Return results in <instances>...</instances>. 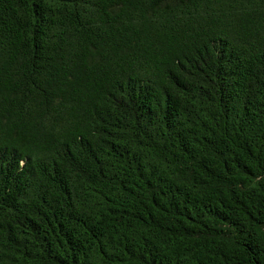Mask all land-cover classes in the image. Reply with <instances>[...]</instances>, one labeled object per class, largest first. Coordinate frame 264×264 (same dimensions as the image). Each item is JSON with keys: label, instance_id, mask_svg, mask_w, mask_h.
Segmentation results:
<instances>
[{"label": "trees", "instance_id": "trees-1", "mask_svg": "<svg viewBox=\"0 0 264 264\" xmlns=\"http://www.w3.org/2000/svg\"><path fill=\"white\" fill-rule=\"evenodd\" d=\"M0 264H264V0H0Z\"/></svg>", "mask_w": 264, "mask_h": 264}]
</instances>
